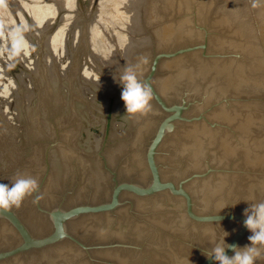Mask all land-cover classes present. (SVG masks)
<instances>
[{
  "label": "water",
  "instance_id": "95a60500",
  "mask_svg": "<svg viewBox=\"0 0 264 264\" xmlns=\"http://www.w3.org/2000/svg\"><path fill=\"white\" fill-rule=\"evenodd\" d=\"M0 23L28 25L32 45L11 57L0 38V183L31 176L43 194L0 209V264H213L211 232L249 244L244 210L264 201V7L5 0ZM144 57L151 111L129 115L118 79Z\"/></svg>",
  "mask_w": 264,
  "mask_h": 264
},
{
  "label": "clouds",
  "instance_id": "9594fccd",
  "mask_svg": "<svg viewBox=\"0 0 264 264\" xmlns=\"http://www.w3.org/2000/svg\"><path fill=\"white\" fill-rule=\"evenodd\" d=\"M4 4L5 0H0V6ZM252 7H264V0H252ZM28 30L29 26L26 24L8 29L0 23V38L5 41L2 51L11 57H18L21 53L31 50L32 45L25 36ZM147 63L146 57L141 58L137 64L124 67L119 76L118 81L122 88L120 98L129 115H143L151 111L152 87L149 82L139 78L143 65ZM30 196H34L33 203L36 204L43 199L39 181L34 177L18 174L10 184L0 183V209L18 208L24 199ZM244 216V227L251 233L248 237L249 244L243 248L236 244H226L224 237L228 233H224L223 237L217 240L215 233L211 232L214 246L204 253L206 259L213 264H256L258 259L264 257V201L249 204L244 210ZM226 250H230L233 255L229 257Z\"/></svg>",
  "mask_w": 264,
  "mask_h": 264
}]
</instances>
